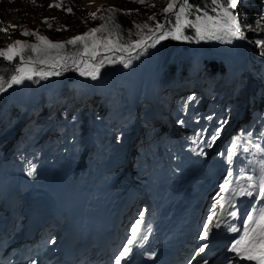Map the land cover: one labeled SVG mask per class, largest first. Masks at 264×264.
Returning a JSON list of instances; mask_svg holds the SVG:
<instances>
[{"label":"rangeland","instance_id":"374dc122","mask_svg":"<svg viewBox=\"0 0 264 264\" xmlns=\"http://www.w3.org/2000/svg\"><path fill=\"white\" fill-rule=\"evenodd\" d=\"M250 1L251 0H238V4L240 2L249 3ZM255 1H257V13L260 14L264 20V0ZM57 3L61 5L59 8L49 7V5H55ZM167 3L168 0H145L144 3H137L136 0H0V29L6 30L0 31V49L6 48L7 45L13 43L15 40H21L27 43H38L35 36H25L21 34L25 29L30 32H35L38 35L46 36L53 42H63L93 28L94 24L98 23L103 14L111 7H117L119 10L124 9L134 18L141 17L140 11L144 7H148L146 14L149 15V17H153L157 12L163 11L167 6ZM68 9H71V11L69 12ZM174 10L177 11L178 7ZM93 12L96 13L95 19L89 15ZM216 12L219 13V10ZM168 14L164 13L163 19ZM234 15L237 18V25L242 28V38L218 33L222 38L215 40L223 43L224 50L230 55H224L227 53L222 52L209 51L215 56L228 57L225 60L226 62L222 60L225 68H230L229 65L233 62L239 67V69L236 68L235 71H242L245 75L247 72L248 75H251V78L253 79L252 88H249L248 91L246 89V82L248 81L247 79H249L248 77H246L247 79L242 85V81L237 82L234 80L236 75L226 81L225 74L221 72L223 77H219V74L208 76L210 79L209 85L208 83H205L203 77L201 79L199 76L197 77V75H195L190 79H187L186 83H181L183 87L189 86V88L187 90H182L177 95L173 96V98L168 101V104H166V109L164 108L167 114L173 112L174 115L172 117L179 119L182 114L178 111L177 107H183L184 115L202 112V110L207 107V115L217 113L216 118L218 119V124L216 134L218 132V136L222 134V130L224 131L226 129L228 123L227 120L230 116L232 118L244 104L247 105V108L251 107V109L262 107L261 109L264 111V23H262V25L252 26L246 23L243 19L244 15H242L241 12H236ZM210 16L216 15L210 14ZM43 19L44 21L47 20L48 23H44ZM164 21L159 22V24L165 26L167 22ZM49 24H51V27L48 26ZM173 28L174 24L171 28L165 26V29L163 30L170 31ZM57 29L60 30L58 31ZM118 30L119 28L117 27L116 31ZM137 33H140V35H137ZM137 33V37L131 43L142 36L141 31ZM59 34L65 35V37L61 38ZM156 35L159 36V32H156ZM256 36L257 38H255ZM167 38L172 37L169 36ZM167 38L159 41V43L161 42L160 44L154 43L153 41H147L146 47L135 48L134 50H132V48L130 52L118 51L117 62L115 64L105 63V67L100 68L99 75L96 79H92L88 76H81L79 72L75 70V67L72 66V59L78 58L82 65V60H87L89 63L94 62L100 55H97V57L93 59L89 56H84L81 53L79 56L77 55L78 57L68 56L67 64L58 67L57 69H51L45 64H37L34 66L37 71L41 69L44 71H59V75H49L46 78L33 76L32 80L25 79L21 84H13L11 87H8V82L10 81L11 76L15 74V67L19 64V58L17 61H13L12 71L5 80L0 81L5 87L4 91H0V143L3 144V148L7 149L8 146L13 147L17 144H24L30 136H34V138L37 139H51L54 136L71 137L75 132H80L85 129L89 131L90 128H95L98 125L96 141L97 143L101 142L100 149L102 150L105 148V144L102 143L101 137L106 133L109 126L110 129H113L116 123L115 121L122 119V121L118 122L119 125L123 123V126H121L120 129L121 134L119 133L120 137L123 136L124 130L128 133H133L134 124L138 121L140 125V113L143 104H147L146 112L149 115V123L152 130H157V126L163 124V129L169 132H172L175 129L172 135L179 134V126L175 124V120H167L165 118L166 114L161 115V121L155 117V114H157L156 109H159V105L154 106V92L156 90L158 91L160 78H166L161 72L163 70H168V66L164 68L168 64L167 61L161 66L162 61L159 57L162 55V51L166 48L164 47L159 52L156 45L159 44L158 48L160 49L163 46L162 42H165ZM257 40L261 41L262 45H258L256 43ZM175 41L177 43L173 42V44L176 45L177 52L176 54L173 53L171 55V61L177 58L178 62L185 63V57H187V55L189 57L190 54L193 57L197 55V50L195 49L196 44H194V41H188L185 45L180 44L182 43L181 40L175 39ZM67 48L68 45L66 44L65 48L62 50V55L65 57H67L65 53ZM120 57H124L125 63L128 64L127 67L124 66V63L118 62ZM186 65L189 64L186 63ZM251 70L253 71L252 74ZM158 72L160 73L158 74ZM188 72L189 68L180 76L187 74ZM197 73L200 76H206L201 73V70H198ZM174 79L177 84L174 83L172 78H168L170 81L168 83L174 85L175 89L176 87L179 89L181 86H178L180 80H178L177 77ZM96 81L99 84H97ZM139 81H143V83L138 85ZM198 81H203L202 88H204V90L201 92L192 87L194 84L198 83ZM69 85H74V89L76 88L79 90L76 95L72 93V95H74L73 97L70 95V90H67L68 93L65 91L69 88ZM139 90L141 91V100L139 105L133 107L134 105L127 101L130 95L128 92L132 94ZM210 90L211 93L208 94ZM232 91L235 92L229 94ZM213 94H219L220 96L218 95L219 97L217 96L218 98L216 97L217 99L215 100L213 99ZM241 96L243 101H240ZM61 97L64 99V106H66L64 109L63 106L60 107V110L64 113L63 117H60L56 112V102ZM189 97L192 99H189ZM79 99H82L84 102L82 103V106H85L86 109L87 123L84 124L83 127L78 124L79 121L77 120V111L82 108L76 107L71 109L73 107V102ZM212 100L217 101L221 110H218V108H214L213 105H211ZM228 101L230 102L229 104H227ZM18 105L20 106L18 107ZM187 105H189L188 110ZM27 107L34 108L29 113L28 117L23 120L20 117L21 109ZM38 108L40 111L44 110V114L40 118L42 119L41 121H33L34 124L31 126L33 128L31 132L27 130L29 128L27 127V124L30 122V116L34 113V110ZM49 110L51 111L48 116L52 115V117L47 118ZM221 111L226 112L227 115L225 119L222 116L224 113H221ZM54 113L55 116L53 118ZM59 118L62 119L60 122L57 121ZM221 118H223V122H220ZM238 120L244 121L245 119L238 117ZM166 121H168L169 124ZM225 121L227 122L224 123ZM86 125L87 128H84ZM170 127L172 128L170 129ZM182 130L185 129L182 128ZM13 132H16L14 136L11 134ZM74 135L78 136L77 134ZM227 135L228 134L226 133L222 136L221 140L225 139ZM215 140L212 142H215ZM123 141L124 140H122L121 143ZM128 144L129 139L126 143L127 149ZM85 147L88 150L95 149L92 141L87 142ZM183 147L184 150H189L186 145ZM211 147L213 150H218L219 148L216 144ZM133 148L134 146H132V150ZM155 152L159 158L158 162L173 172L191 173L200 169L197 156L194 155L192 151H187L183 154H178L177 156H170L165 153L164 150L158 148ZM106 154L110 156V153ZM247 161L248 164H254L256 162L255 155L249 154ZM259 161H262V159ZM208 173L212 175L211 172L208 171ZM222 175L219 178L217 177L219 182ZM213 259L215 258H212L211 260ZM203 261L204 260L202 259L199 263Z\"/></svg>","mask_w":264,"mask_h":264},{"label":"snow or ice","instance_id":"6c2138e0","mask_svg":"<svg viewBox=\"0 0 264 264\" xmlns=\"http://www.w3.org/2000/svg\"><path fill=\"white\" fill-rule=\"evenodd\" d=\"M137 3H144L145 0H136ZM213 7V12L219 10V14L216 16H210L207 12L203 15H197L195 20H189L187 14L190 10L199 12L200 9H193V6L189 4L188 0H180L179 5H177L176 0H168L167 6L163 9L165 14L172 13L175 16L174 28L172 30H163L165 26L157 23L155 29L149 27L148 24L137 25L140 29H147V34L140 36L139 39L135 40L133 43L125 44L121 41L119 33L116 31V26L114 25V12L115 10H110L109 16L104 24L99 27L91 28L83 34L72 37L71 39L63 42H53L46 36L38 35L35 32H30L24 30L21 32L22 35L28 36L33 35L36 37L38 43H27L21 40H15L13 43L7 45L6 48L0 49V57H3L7 61H13L19 58V64L15 67V74L11 76L8 82V87L13 84H21L25 79L32 80L33 76H39L41 78H46L49 75H59L60 72L44 71L43 69L37 71L35 65L45 64L51 69H57L67 64V57L62 55V50L65 45H82L83 55L89 56L95 59L101 49L107 51H123L130 52L132 48H144L147 46V41H153L154 43H159L171 36L173 39H188V37L183 36L182 29L184 27H192L195 29L196 37L199 40L204 39H221L222 37L218 33H223L227 36L241 37L242 33L240 27L237 25V18L230 9H235L238 4V0H225V4H221L220 0H211ZM61 5L59 3L55 5H49V7L59 8ZM178 7L177 11H173ZM70 12L71 9H68ZM93 19L96 18V13L89 14ZM103 19V17H101ZM149 20L155 19V17L150 16ZM44 23H48L47 20ZM113 25L109 27V25ZM51 27V24L48 25ZM15 27V26H13ZM58 31L60 29H57ZM0 31H6L5 29H0ZM159 32V36L156 35ZM107 33V35H97ZM140 35V33H137ZM258 45H262V42L257 40ZM80 54H78L79 56ZM116 63L117 60H113L111 57H105L100 59L98 63L89 64L87 60L83 61L81 65L78 58L72 59V66L75 70L79 72L81 76H88L92 79H96L99 75L100 68L105 63ZM120 63H124L127 67L128 64L125 63L124 57H120ZM5 87L3 83H0V91H4ZM189 99H192L189 97ZM226 123V121L224 122ZM218 135V132L217 134ZM213 136V141L216 138ZM211 146V144H209ZM259 147V146H257ZM203 154V153H201ZM261 166L264 167V160L261 162ZM31 175V173H29ZM233 173H228V178L223 184L220 185L221 192H226L229 190L231 185V177ZM249 183L247 187H240L238 189H233L235 195L252 196L253 192L256 191V185L251 183L252 177L246 178ZM258 197L264 202V177L261 178L258 186ZM223 196L217 201L221 209L224 208ZM143 215V214H141ZM213 215L208 216V223L204 225V233L202 238H206L209 231V225L213 221ZM229 215L235 217L237 213L235 211L230 212ZM217 219H219L217 217ZM244 228L243 235L240 239L235 240L231 247L228 249L229 252L233 253L235 257H239L242 260L255 261L256 264H264V208H261L258 214L253 212L247 213V218L243 220ZM140 222L137 221L131 229V239H128L127 244L123 247V251L119 253L116 257L115 264H121V260L126 257L131 252V247L140 232ZM219 223L216 227H219ZM230 231H236L235 228H229ZM205 247H200L199 251L204 252ZM207 264V262H205Z\"/></svg>","mask_w":264,"mask_h":264},{"label":"trees","instance_id":"16d2710c","mask_svg":"<svg viewBox=\"0 0 264 264\" xmlns=\"http://www.w3.org/2000/svg\"><path fill=\"white\" fill-rule=\"evenodd\" d=\"M112 1V0H110ZM189 4H191L193 6V9H200L199 12H196L194 10H190L189 13L187 14V18L189 20H195V17L197 15H203L204 12H207V14H215V15H218L219 13L218 12H213V7H215L214 5H212L211 3V0H188ZM176 3L177 5H179L180 3V0H176ZM220 3L221 4H225V0H220ZM257 1L255 0H251L249 3H242L240 2L238 4V6L235 8V9H230V11L233 13V15L236 13V12H241L243 16V19L246 21V23H248L249 25H252V26H256V25H262V23H264V20H263V17H261L260 14L257 13ZM148 7H144L141 11H140V14H141V17H132L130 15V13L124 9H117V7H111L109 10H107L104 14H103V19L101 18L99 20L98 23H95L93 28H96V27H99L101 24H104L107 20V17L109 16V13H110V10H115L114 12V25L116 26V28L118 27L119 30L117 31L119 33V37L121 39V41L125 44H128V43H131L136 37V33L137 32H142V35H145L147 34V29H140L137 27V25H143V24H148L149 27L155 29V25L161 21H165L167 22L166 23V27L167 28H171L174 24V15L172 13H169L167 16L164 17L163 19V11L161 12H157L156 15H154L153 17H155V19L153 20H149V15L146 14V11H147ZM176 11V10H174ZM209 14V15H210ZM143 17V18H142ZM44 21V19H43ZM113 25H109V27H112ZM135 32V33H134ZM182 33H183V36L185 37H188V39H180L182 41V43L180 44H183L185 45L188 41L191 42V41H194L195 43H197L199 46H204V47H209V48H213V49H218V50H221V51H225L224 50V47H223V43L219 42L218 40H215V39H205V40H199L197 37H196V33H195V29L192 28V27H184L182 29ZM97 35H107V33H102V34H97ZM59 36L61 38H64L65 35H60ZM257 38V36L255 37ZM174 43H177L175 41V39L173 38H167V40H165V42H162V47L159 49L158 48V45L161 43H159L158 45H156L157 47V50L160 52V50H162L164 47L166 48L164 51H162V55L159 56L161 58V66L167 61V65L164 67L166 68L168 66V70H163L161 73L163 75H165L164 77L166 78H163L161 77L160 78V86L158 88L159 89H163V90H167L166 92H164V96H163V93H159L158 94V99L160 100V102H163V98L167 97L170 92H171V88H175L174 85H170V82L168 80V78H172L174 83L177 84L176 80L174 78L177 77L178 80H180V83L178 84L181 85V83H186V80L187 79H190L192 76H195L197 75V72L198 70H202V73L205 74L206 76H203L204 80H205V83L209 84L210 85V79L208 76H215L216 74H219V77H223L221 72L225 74L226 76V81L227 79H231L232 76H235L236 77L234 78L235 81L237 82H240L241 79H242V76H243V72L241 71H236L235 73L231 72L230 68H225L224 67V63H223V59L222 58H219L217 56H214V55H211V54H202L200 51H196L197 55L196 56H191L190 54V57L187 55V57H185V63L183 62H178L177 61V58H175L173 61H171V55L173 53L176 54L177 52V49H176V45L173 44ZM134 49V48H133ZM117 52L118 51H107L105 49H101L100 50V56H98L96 59H95V63H98L99 62V59H103L105 57H111L113 60H117ZM65 53L67 55V58L68 56H74V57H78L77 55L78 54H81L83 53V47L82 45H68V48L65 50ZM216 57V58H215ZM189 58V59H188ZM165 59V60H164ZM221 59V60H220ZM18 58L14 59L13 61H17ZM223 60V61H222ZM13 61H4L2 59V57H0V81H3L6 79V77L9 75V73L12 71V62ZM84 60H82V63H83ZM94 62H88L89 64H95ZM107 63V62H106ZM189 64V65H186ZM109 64H115V63H109ZM231 65V64H230ZM160 66V67H161ZM102 67H105L104 65ZM189 68V72L187 74H184L182 76H180L181 74H183L184 72H186V70ZM158 72V74L160 73ZM157 73V71H156ZM253 73V71L251 70V74ZM245 78V77H244ZM203 83V81L201 82ZM182 86V85H181ZM177 88V87H176ZM60 90V89H59ZM67 90H70L71 92V96L73 97L74 95L77 94V92L79 91L78 89H74V85H69V88L66 89L65 91L68 93ZM186 90V89H185ZM211 92V90L209 91ZM72 93H74V95H72ZM233 93L230 92L229 94ZM209 94V93H208ZM173 96H170L167 100V104H168V101L170 99H172ZM232 98V97H231ZM231 100V99H230ZM229 100V101H230ZM62 101V102H61ZM227 102V104H229L230 102ZM64 99L59 98L58 101L56 102V110H57V114L60 116V117H63L64 116V113H62V111L60 110V107L63 106V109L65 108L64 106ZM211 105H213L214 108H218V110H221V107L218 106L217 104V101L215 100H212V103ZM166 106V105H165ZM35 107V106H34ZM82 109L78 110L77 111V120L79 121V125L81 127H83L84 124L87 123V119H86V109H85V106H81ZM229 108V107H228ZM181 112H182V115L184 114L183 113V110L179 107L178 108ZM15 110V109H14ZM44 110H41L38 108V109H35L34 110V113L30 116V121L31 123H33V121H38V120H42L40 119L42 116H43V113ZM50 115V112L48 111L47 113V118L51 117V116H48ZM203 116L205 118H209L211 117L210 115H206V114H203ZM223 119V118H221ZM62 119L59 118L57 121L60 122ZM119 121H122L121 120H118L116 125L113 127V131L111 133V136L112 138L115 139V133L117 131H119L121 129V126H123V123H121L120 125L118 124ZM221 122V121H220ZM97 127L98 125L93 128V130H90L87 131L86 129L85 130H81L78 134V136L75 138V140H86L87 138L90 137V134L92 133V135L95 137L97 135ZM84 128H87V125L84 126ZM32 127L30 126L29 131L32 132ZM100 130V128H99ZM262 132V131H261ZM35 134V133H34ZM264 134V133H262ZM260 139V136L258 137V140ZM257 140V141H258ZM113 141V139H110L109 138V134L107 135V142H111ZM26 145L28 143L25 142Z\"/></svg>","mask_w":264,"mask_h":264},{"label":"bare ground","instance_id":"6f19581e","mask_svg":"<svg viewBox=\"0 0 264 264\" xmlns=\"http://www.w3.org/2000/svg\"><path fill=\"white\" fill-rule=\"evenodd\" d=\"M194 46V45H193ZM200 77L201 79H202V77H203V75H199L198 73H197V77ZM245 77V78H244ZM246 77H248L249 79H247ZM248 80L247 82H246V89H247V91H248V89L249 88H252V86H253V79L251 78V75H248L247 74V72H246V75H245V73H243V76H242V79H241V81H242V85L244 84V82H245V80ZM153 81V80H152ZM127 82V81H126ZM96 83L97 84H99L97 81H96ZM143 83V81H139V83H138V85H140V84H142ZM96 84V85H97ZM250 84H251V86H250ZM202 86H203V83H201V82H199L198 81V83H196V84H194V86H192V87H194V89H196V90H198V91H202V90H204V88H202ZM189 88V86L188 87H179V89L178 88H171V92H170V95L169 96H167V97H165L164 98V100H163V102H160V100L158 99V94L159 93H163V96H164V92H166L167 90H163V89H159L158 91L156 90L154 93H155V98H154V106L156 105H159V109H156L157 110V114H155L156 116V118H158V120L159 121H161V115L163 114H166V110H164V108L166 109V107H165V105L167 104V100H168V98L170 97V96H175V95H177L180 91H182V90H187ZM140 89V88H139ZM259 89V88H258ZM96 91V90H95ZM82 92V91H81ZM233 92H235V91H233ZM86 93V92H85ZM91 93V92H90ZM95 93V92H94ZM152 96H153V94H152ZM152 96H150V97H152ZM76 97V96H75ZM239 97H240V95H239ZM143 99H145V98H143ZM69 100V99H68ZM73 100V99H72ZM84 100V99H83ZM66 101V100H65ZM240 101H243L242 100V96H241V100ZM62 102V101H61ZM109 102V101H108ZM82 103H84L83 101H82V99H79V100H76V101H74L73 102V107L71 108V109H74V108H76V107H78V106H82ZM92 103V102H91ZM88 104V103H87ZM105 104V103H104ZM111 104V103H110ZM106 105V104H105ZM104 105V106H105ZM20 106V105H19ZM18 106V107H19ZM66 107V106H65ZM34 108V107H33ZM32 107H30V108H22L21 109V115H20V117L24 120L26 117H28V115H29V113L32 111V109H33ZM137 109V108H136ZM47 111V110H46ZM51 110H49V112H50ZM134 111V110H133ZM68 112V111H67ZM47 113V112H46ZM129 113V112H128ZM131 115V114H130ZM132 116V115H131ZM155 118V119H156ZM130 119V118H129ZM29 120V119H28ZM44 120V119H43ZM47 120V119H46ZM221 122H223L224 120L223 119H221L220 120ZM245 121V120H244ZM41 124V123H40ZM130 124H131V122H130ZM128 125V124H127ZM132 125V124H131ZM52 127V126H51ZM132 128V127H131ZM4 130V129H3ZM140 130V125H139V122L137 121L136 122V124H134V126H133V133L134 132H137V131H139ZM16 133V132H15ZM15 133L13 132V133H11L13 136L15 135ZM1 140H4V139H1ZM185 151H188V149H185ZM123 176H124V174L123 173H120V175H119V179L121 180L122 178H123ZM217 199V196H215L212 200H216ZM137 217V216H136ZM51 237H52V234H51ZM203 236H201V238L197 241V242H193V249H192V251H191V255L196 251V249L198 248V247H203V244L206 242V240H205V238H202ZM206 256V254H203V255H201L200 254V251L198 250V252L194 255V257L192 258V260H191V262H190V264H198L204 257ZM45 264H47V263H45Z\"/></svg>","mask_w":264,"mask_h":264},{"label":"clouds","instance_id":"9594fccd","mask_svg":"<svg viewBox=\"0 0 264 264\" xmlns=\"http://www.w3.org/2000/svg\"><path fill=\"white\" fill-rule=\"evenodd\" d=\"M194 44H196V47L195 48H199V49H202V51H204V48H205L204 46L201 47L197 43H194ZM204 52H206V51H204ZM2 59L4 61H6L3 57H2ZM201 73H202V70H201ZM2 259H3V257H0V261ZM10 261H11L12 264H26V262L24 261V259L23 258H20V257L10 258Z\"/></svg>","mask_w":264,"mask_h":264},{"label":"flooded vegetation","instance_id":"af4514ba","mask_svg":"<svg viewBox=\"0 0 264 264\" xmlns=\"http://www.w3.org/2000/svg\"><path fill=\"white\" fill-rule=\"evenodd\" d=\"M209 227H210V225H209Z\"/></svg>","mask_w":264,"mask_h":264},{"label":"water","instance_id":"95a60500","mask_svg":"<svg viewBox=\"0 0 264 264\" xmlns=\"http://www.w3.org/2000/svg\"><path fill=\"white\" fill-rule=\"evenodd\" d=\"M165 22V21H164Z\"/></svg>","mask_w":264,"mask_h":264}]
</instances>
